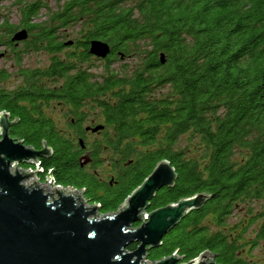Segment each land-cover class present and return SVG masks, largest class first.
<instances>
[{
  "label": "trees",
  "instance_id": "obj_1",
  "mask_svg": "<svg viewBox=\"0 0 264 264\" xmlns=\"http://www.w3.org/2000/svg\"><path fill=\"white\" fill-rule=\"evenodd\" d=\"M58 1L61 10L47 21H35L41 0H16L19 25L0 21V46L11 48L18 66L21 46L50 55L45 67H20L13 88L12 73L0 69V113L10 114L12 137L52 150L39 158L40 179L52 175L56 184L83 191L104 215L167 160L177 178L157 192L148 212L198 193L208 198L147 258L177 252L187 263L207 251L218 264H264L248 257L264 242V0ZM75 24L80 37L64 38L60 30ZM22 28L29 38L17 44L12 37ZM95 39L110 44L105 59L90 54ZM94 58L105 62L100 78L88 67ZM126 58L136 61L130 70L112 69ZM53 103L63 106L60 120ZM92 109L98 113L89 117ZM100 124V131L87 130ZM89 132L105 139L90 143ZM106 147L119 154L111 159L121 168L108 182L89 170ZM87 151L93 161L83 167Z\"/></svg>",
  "mask_w": 264,
  "mask_h": 264
},
{
  "label": "water",
  "instance_id": "obj_2",
  "mask_svg": "<svg viewBox=\"0 0 264 264\" xmlns=\"http://www.w3.org/2000/svg\"><path fill=\"white\" fill-rule=\"evenodd\" d=\"M28 38L29 31L22 28L13 34L12 41L18 44ZM89 52L105 59L111 53V46L95 39ZM3 56L1 53L0 58ZM161 61L165 62L164 54ZM13 124L8 112L0 113V264L148 263L144 260L149 250L160 246L165 235L208 198L206 193H198L148 212L157 192L172 186L177 178L170 162L162 160L116 212L98 219L100 206L88 205L83 191L55 185V190L49 191L46 186H40L38 178L25 184L42 169L24 171L16 166H36L39 158L50 156L52 150L46 143L42 150H37L12 137ZM103 128L100 124L87 130L97 132ZM80 144L82 148L86 146L83 139ZM92 161L90 151L80 157L83 167ZM48 179L54 184L52 175ZM137 223L140 225L136 226ZM135 243L137 248L129 250ZM214 259L206 251L184 263L175 252L148 264H218Z\"/></svg>",
  "mask_w": 264,
  "mask_h": 264
},
{
  "label": "rangeland",
  "instance_id": "obj_3",
  "mask_svg": "<svg viewBox=\"0 0 264 264\" xmlns=\"http://www.w3.org/2000/svg\"><path fill=\"white\" fill-rule=\"evenodd\" d=\"M45 7L41 10L39 16L36 18L35 21H47L50 19V17L57 11L61 10V7L63 5V2L59 3L58 0H41ZM64 1V0H63ZM9 19L10 22L14 24H20V11L19 6L16 4V0H0V21H4L5 19ZM64 32V38L66 39H75L80 37L81 34V26L80 24H75L72 26H69L67 28H62L60 30V33ZM25 46L20 47V51H18L19 54H21V65L18 66L16 63V55L13 53L11 48L6 46H0V53L5 52L6 55L2 59H0V69L6 68L12 73V77L10 82L8 83V86L10 88L15 87L19 82L20 78L17 76V71L20 67H30V68H36V67H45L49 64L50 55L47 54L44 51H38V52H23L21 50ZM136 63L135 59L133 58H126L121 59L118 61H115L113 63L112 69H115L118 72H123L130 70L134 64ZM88 66V65H86ZM89 69L90 71L95 75V77L100 78V76H103L104 73H106L105 70V62L97 60L96 58L92 59L91 63H89ZM123 70V71H122ZM54 112L53 116L56 118V120H60L62 117V108L61 105H56V103H53ZM97 110L92 109L88 112L89 117H93L94 114H97ZM61 116V117H60ZM101 117L98 118L100 122H102ZM61 123H63L61 121ZM103 123V122H102ZM89 124V122L84 123ZM105 139V135L98 134V133H88V140L90 143L94 140H100ZM104 142V140H103ZM187 143L186 137H181L179 141L180 146H184ZM119 158V154L114 152L113 150H109L107 147L99 154V159L101 162H99L97 165H94V167H91L90 171H97L101 178L105 181H110L111 175H114L116 172L119 173L121 168L118 165V168H116L112 162L113 157ZM16 167H18L19 170L29 171L26 166L22 164H18ZM14 169V165L11 167ZM33 178V179H32ZM31 179L27 180L25 182L26 185L29 183H34V180H36L37 176L32 177ZM42 184H45L49 186L50 188H54L53 184L50 183V181H44ZM88 204V202H86ZM89 205V204H88ZM104 215L100 214V210H98L96 214V218H102ZM235 218L232 219L234 221ZM254 257L257 260H264V242H261L253 251H251L250 254H248V257ZM148 260V263H151V261L146 258L144 262ZM143 263V264H148Z\"/></svg>",
  "mask_w": 264,
  "mask_h": 264
},
{
  "label": "built area",
  "instance_id": "obj_4",
  "mask_svg": "<svg viewBox=\"0 0 264 264\" xmlns=\"http://www.w3.org/2000/svg\"><path fill=\"white\" fill-rule=\"evenodd\" d=\"M40 161H39V163L35 166V168L37 169V167H38V169H42V167H40ZM28 165H30V164H28ZM31 166V165H30ZM27 168H29V169H31V170H36V169H33V167H27ZM43 171V169L41 170V172ZM37 178H38V181H39V184H40V186H46V188L49 190V191H51V189L52 188H50L49 186H47V185H45V184H42V182H44V181H42L41 179H40V177H39V174L37 175ZM45 181H50V183L51 184H53L52 183V179H48V180H45ZM53 182H54V184H53V186L55 185V186H58V187H62V188H66V187H63V186H61V185H59V184H56L55 183V181H54V179H53ZM55 190V187L52 189V191H54ZM75 191H77V189H74Z\"/></svg>",
  "mask_w": 264,
  "mask_h": 264
},
{
  "label": "flooded vegetation",
  "instance_id": "obj_5",
  "mask_svg": "<svg viewBox=\"0 0 264 264\" xmlns=\"http://www.w3.org/2000/svg\"><path fill=\"white\" fill-rule=\"evenodd\" d=\"M68 119V118H67ZM74 122V119L72 120ZM72 130V129H71Z\"/></svg>",
  "mask_w": 264,
  "mask_h": 264
}]
</instances>
